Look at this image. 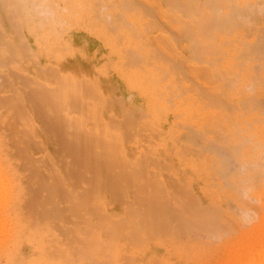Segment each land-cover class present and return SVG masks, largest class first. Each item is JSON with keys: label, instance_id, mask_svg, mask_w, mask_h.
Instances as JSON below:
<instances>
[{"label": "bare ground", "instance_id": "obj_1", "mask_svg": "<svg viewBox=\"0 0 264 264\" xmlns=\"http://www.w3.org/2000/svg\"><path fill=\"white\" fill-rule=\"evenodd\" d=\"M45 1L0 0V264H216L194 233L264 211V13L166 0L160 43L152 5Z\"/></svg>", "mask_w": 264, "mask_h": 264}, {"label": "rangeland", "instance_id": "obj_2", "mask_svg": "<svg viewBox=\"0 0 264 264\" xmlns=\"http://www.w3.org/2000/svg\"><path fill=\"white\" fill-rule=\"evenodd\" d=\"M138 1H139L138 4L141 6L142 4H149L153 6L155 16H156L155 19H156V22L159 24L161 30L155 34H152L150 36V39L159 41L161 43L163 40V33L167 32L164 25H168L169 24L168 21L171 19L169 12H166L163 9V4L166 0H138ZM252 1H253V4L256 6V9L254 8L256 12L255 14H252V15H255L254 17L257 19L262 18L263 17L262 14L264 13V0H252ZM45 2L48 4H51L50 0H46ZM104 3H109V0H106ZM128 10H131V8L129 7ZM119 19H121L120 22L118 21L119 24H121L120 28L124 29V21L122 18H119ZM82 33H83V36L85 37H88L89 35L94 36L90 34L87 30L86 31L83 30ZM92 41H94V39H92ZM255 56L256 58L253 61V63H251L250 70L252 74L258 75L261 73V66L259 64L260 62L259 60L264 56V48L256 47ZM197 66L198 67L201 66L200 67L201 69L204 67H208L205 64H201ZM204 85L213 86V83L211 81V82L205 83ZM250 87L255 92L253 93L254 99L255 98L264 99V89L257 90V87L255 88L253 85ZM256 120H258V121H255L256 125L257 124L264 125V112L259 114ZM257 128H259V126ZM237 143H238L237 140H235L233 146ZM255 150H257V155L253 159L251 165L252 167H258L257 169L260 172L264 173V143L259 144V146ZM231 172L232 170L228 169V173L230 174ZM251 173H254V172L251 171V168L250 169L247 168V174H251ZM251 177L253 178V176ZM252 194L251 195L249 194V196L247 197H239L237 201H231L228 203V207L230 211L233 213L232 214L233 217L240 218V220H237V221L234 220L235 222L233 221H231V223L229 222L230 227L232 226L233 227L231 228V231L228 234H219L217 238L208 237L206 239V236L202 232L194 233L192 240L200 241L202 243L204 242L208 243L209 245L208 246L209 247L208 256H207L209 258L208 260L212 262L216 261V264H247L246 254L252 252V250L257 251L261 248L264 249V236L256 240L255 237L258 236V233H256V231L254 230H250L251 225L249 223L242 221L241 219L242 215L239 211L242 207H244L247 209V211L250 214L255 212L257 215H262L264 213V211L260 208V203L257 202L255 199V191L254 193L252 192ZM263 198L264 196H262L261 199ZM250 246H252L251 250H249ZM250 261L252 262V264H260L262 262V259H258L252 255V257L250 258ZM187 264H191V263L188 262Z\"/></svg>", "mask_w": 264, "mask_h": 264}]
</instances>
